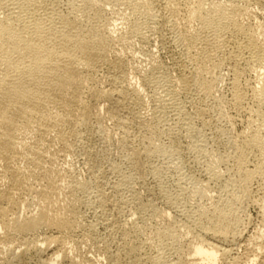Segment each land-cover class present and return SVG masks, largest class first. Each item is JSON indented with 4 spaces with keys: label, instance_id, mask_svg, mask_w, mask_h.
<instances>
[{
    "label": "bare ground",
    "instance_id": "obj_1",
    "mask_svg": "<svg viewBox=\"0 0 264 264\" xmlns=\"http://www.w3.org/2000/svg\"><path fill=\"white\" fill-rule=\"evenodd\" d=\"M158 1L163 11L156 10L154 0H0V264L16 256L21 247L37 252L40 264L77 261L69 254L75 244L67 234L78 225L80 207L95 203L89 182L77 178L70 163L81 140L97 136L104 146L112 143L119 158L131 165L132 172L122 173L119 164H110L119 174L117 188L129 190L132 183L143 181L148 161L155 156L180 168V148L160 142L161 136L175 133L173 126L163 125L165 107L184 116L179 96L216 101L213 112L229 124V150L217 153L210 146L209 150L205 133L197 136L201 130L184 122L182 127L194 140L188 146L196 154L193 164L217 189L199 185L195 177L190 178L192 185L185 176L175 193L163 188L170 206L177 208L186 197H196L199 203L180 211L191 213L182 223L187 239L176 226L170 227L172 211L153 210L163 213L160 219L167 224L149 242L169 241V251L180 254L185 244L191 264H213L229 251L223 244L237 237V213L246 202L256 201L251 190L254 182L262 192L257 206L264 212L262 80L261 85L251 86L250 100L257 105L251 104L250 111L246 108L251 117L240 133H232L234 117L223 111L221 98H216L224 65H229L232 76L230 105L239 113L247 95L239 82L241 61L256 74H264V20L253 23L250 7L259 0ZM159 24L173 35L188 72L171 75L152 51L134 48L135 43L149 41L147 34L153 36L150 31ZM137 52L143 57L138 58ZM102 70L104 75L99 73ZM147 87L160 91H151L148 100L151 93L147 99L143 95ZM198 114L202 116L203 110ZM187 117L182 120H191ZM150 171L155 178L162 177L157 167ZM48 230L58 234L38 238V233ZM51 245L55 248L49 253ZM132 255L129 248L127 259L131 261ZM255 262V257H248L244 264Z\"/></svg>",
    "mask_w": 264,
    "mask_h": 264
},
{
    "label": "rangeland",
    "instance_id": "obj_2",
    "mask_svg": "<svg viewBox=\"0 0 264 264\" xmlns=\"http://www.w3.org/2000/svg\"><path fill=\"white\" fill-rule=\"evenodd\" d=\"M154 2H155L154 5L155 4L157 5L154 6L156 10L159 9L161 6L158 7V5H161V3H159L158 0H154ZM250 7L251 9L253 8L252 11L254 12L253 23H255V21L260 22L262 19L264 20V0H259V2L253 3L252 5H250ZM161 10L162 9L160 8V11ZM159 25H157L155 29L156 31L158 28V30L156 31L157 34L155 33V31H150L152 32L153 36H151V34H147L149 36V41L142 44L135 43L134 48H136L137 51H139V49L152 51L155 58L157 57L156 59H158V61L160 60V62L165 66L167 71L170 74L172 73L171 75L175 76L177 74L180 75L181 73H186L187 69L189 71V65L185 59L183 60V57L180 54V48L178 52V47L174 41L175 39L173 35L168 31L166 25H164L165 28L162 27L163 24H159ZM149 47L151 49H148ZM169 55L171 56L169 57L170 59L168 58ZM137 57L141 58L143 57V55L138 53ZM242 63L244 62L241 61L240 63L242 73L239 78V82L241 81L240 85L242 87L245 86L243 87V90L245 95L246 94L247 95L245 96L246 98L244 100L245 103L243 105V109L242 111H240V113L242 112L241 114L238 111H235V108L233 109L232 108L233 106L230 105L232 99L231 84H230L232 81L231 79L232 76L230 70L228 71L229 65L226 64L223 66V68L225 69L223 68L221 69L220 72L222 74L221 73L220 74H221V78L222 77L223 78L221 79L219 77V82H218V90L219 88L220 90L216 98L218 96L221 98L218 99L219 98L218 97L217 99L218 101L220 100L219 103L220 102L222 103V105L221 103L220 105L221 107L224 108L223 111H225V113L228 112L229 117H234L233 120L235 122L233 121L234 123L232 127V133H234V131L235 133L236 132L240 133L241 130L243 131L244 129L247 128L248 126L247 123L248 120L250 119L249 117H251V114H249L248 111L251 110V107L253 108L257 105L254 104L255 102L253 100H250L252 99L251 89L252 87H254V85L259 86L262 84L261 86H264L263 85L264 74L263 73H261V75L256 74L255 72L250 70L247 66L244 67V64ZM242 66L244 70L242 69ZM101 72H103V74ZM101 72H99L100 75L105 74L104 70H102ZM258 75H260L261 78L258 77ZM254 76H256L257 78ZM255 79H257V82ZM152 88L150 87L148 89L147 87L145 89L147 92L145 90L143 91L145 92V94L143 93L145 98L148 97L146 95L151 93V95H149L148 97V100H150L149 98L154 93H157L158 90L160 91V89H158L159 87H156L157 89L155 87L153 89ZM151 91L153 92V94ZM182 97L183 96H179V99L182 101V105H184L182 108L184 116L176 115L174 108L172 109L170 108V106L165 107L166 109H164L163 113L161 114V115L165 114L164 118L165 119L167 118L166 120H164L165 122L163 121V125L165 124L166 126H170V125L173 126L174 128L173 132H175L173 133L174 138L173 136L169 137L168 135H165V136H161L160 139V142L162 141L161 144L163 145L165 143L169 145L170 143L173 142V144H176L180 148L181 157H182L181 166L180 168L177 167L176 169L174 165L173 166L168 165L169 161L167 158L165 159L164 157H159V156L152 157L148 161L149 164H147L146 169L151 170L157 167L162 172V177L160 179L155 178L150 170L148 171L146 170V175L143 178V181L138 183H132L131 188L129 190L117 188L116 185L119 181V174L114 173L110 169V164L111 163L119 164L121 166L122 173H130L133 170L131 165L127 164V160L124 159V157L119 158L120 156L116 154L115 145L111 143L109 146H104L100 138L97 136H95V138L94 137L85 138L81 140L78 145H76V151L74 152L72 157H70V163L73 166V168L76 169L75 172L77 178L89 182V185L91 187L90 190L92 192L91 200H94L95 203L91 205H83L82 207H80V213H78L77 216L78 217L77 227L71 230L69 234L66 233L69 239L71 240V245L73 243L75 244L73 245V248L69 250V254L72 257H74L75 260L77 259V261L75 263H72L69 260H61V263L60 261H58V264H80V262L81 264H88V263L89 264H157V263L174 264L178 261H180V264L192 263V261L189 260V255L186 254L185 244H182L184 250L180 254V252H175L174 250L169 251V248L171 247L169 241H163L161 243H157L154 242L153 240V243L149 242L151 239L154 238L156 231L158 229H161L167 224V222L161 221L160 219V214L163 213H154V211L155 209L158 211L159 210L162 211L163 209L165 210L169 209V211H172V213L170 214L174 215L173 216L174 218H172V221L169 222V224L171 223L170 227L172 228L173 226L175 228L176 226L175 229L179 230L177 231L178 233L182 234V236L186 239L189 238V236L185 233L184 228H182V223L185 215L191 213H181V212L184 210V207L186 209L197 207L199 203V199L196 197H194L193 199H191V197L190 199L186 197L185 199H187V201L183 200L180 203V205H178L176 208V205L170 206L169 204L171 203H168L164 199V196L162 194L163 193L162 189L167 188L172 193H175L179 188L178 182L182 178L184 179L187 178L191 181L194 177L197 179L199 185L208 184L211 189H214L215 187H216L215 189H217V186L215 185L216 183H214L212 180H209L210 182L208 181L207 174H205V172L199 166H195L193 164V161H195L194 158H196V154L195 152L191 151L190 148H188V146L190 147L189 143L192 145L194 140L193 138L189 137L188 134L185 132L184 122L185 123L188 122V124L192 122L194 128L195 127L196 129L199 128L197 130L198 132L199 130H201L200 133L197 134V136L199 137L204 136L203 133H205L204 137H206L207 140L209 139L207 142L208 149L210 146V149L211 148H213L214 150L216 149L215 151L220 150L219 152L217 151V153H225L226 151L229 150V148H227L228 147L227 135L229 132L228 131L229 124L227 123L224 117L221 118L220 116L217 115L216 110L215 112H213L214 111L213 109H216V103H214L216 102L215 100L211 101L212 99L209 98L210 100L208 101V99L205 98L204 99L195 98L194 99L195 102H194L193 99H192L193 101H189L190 99L189 100L185 99L186 100L185 101L183 99L185 97L183 98ZM226 100L228 103L226 102ZM209 102H211L210 106H209ZM212 103L214 104L212 105ZM246 104L249 105L246 106ZM261 106H262L261 107L262 111H264V104H261ZM203 108L205 109V111ZM246 108L249 110L247 111ZM202 110H203V115L200 116L198 113L201 112ZM172 113L175 115V117L178 116L176 117L177 119L174 117ZM184 113H186V115L189 116L188 117L185 116ZM262 114L264 116V112H262ZM170 116H172L173 120L171 119ZM184 117H187V119L191 118V120L190 119L189 121L185 119L182 120V118ZM199 117L201 120L199 119ZM202 118L206 121H204ZM180 119L182 121H179ZM192 123L190 125H192ZM227 125H228V129H227ZM224 131L225 134L227 133L226 137L223 134ZM168 138H170L171 140ZM218 144L221 146H218ZM201 160L203 161V158ZM91 163L94 165H92ZM191 177L192 179H190ZM198 179L200 180V183L202 181L201 184L199 183ZM211 181L213 182V184ZM176 184L178 188H176ZM191 184L193 185V181H191ZM253 184L251 185L252 187L251 190L253 189L252 198L254 197L253 199L255 198L257 199H255L256 201L253 202L251 201H249L248 203L246 202L247 205L246 204L244 205L245 207L243 208V210L241 209L237 213L239 219L237 226L238 229L236 228V232L238 233L236 234L237 237L235 236L236 239L233 241H226V243L223 242L224 243L223 246L225 245L226 248L229 249V251L227 252L226 255L223 256L219 255L217 262L213 264H244V262L248 259V257L249 258L255 257L256 258L255 264H264V212L259 209L260 208L259 205L257 206V202L259 201L258 198H260V196L262 197V192L260 189H257L258 188V186H256L258 185L257 182L256 183L254 182ZM211 192L212 191H210V195L213 194L216 195V193L213 192L211 193ZM186 193H188V191ZM131 196L132 197L137 196L139 199H131ZM201 202L208 203L209 201L202 200L200 201V203ZM149 204L154 208L152 209L151 207H148ZM116 207L118 208V211L115 210ZM140 207L141 208L148 207V208L141 210ZM50 231L51 230H48L44 234H42L41 232L38 233L39 234L38 238H42L44 235L51 236L58 234L56 230H52L51 232ZM54 248L55 246L51 245L49 249V253L53 251ZM129 248H132L134 251V255H132L133 261L131 259L132 262L128 260L126 257ZM38 256L39 255L37 254V252H35L33 249L26 250L24 247H21V249L19 250L16 256H12V255L8 256V258H6L2 264H40L41 257ZM81 258L84 260H82Z\"/></svg>",
    "mask_w": 264,
    "mask_h": 264
}]
</instances>
